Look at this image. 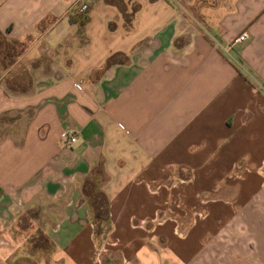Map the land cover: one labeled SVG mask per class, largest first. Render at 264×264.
Returning <instances> with one entry per match:
<instances>
[{"label": "crops", "instance_id": "1", "mask_svg": "<svg viewBox=\"0 0 264 264\" xmlns=\"http://www.w3.org/2000/svg\"><path fill=\"white\" fill-rule=\"evenodd\" d=\"M0 40V264H264V0H0Z\"/></svg>", "mask_w": 264, "mask_h": 264}, {"label": "built area", "instance_id": "2", "mask_svg": "<svg viewBox=\"0 0 264 264\" xmlns=\"http://www.w3.org/2000/svg\"><path fill=\"white\" fill-rule=\"evenodd\" d=\"M86 7H87L86 3L81 2V3H79L77 10L79 13H83L86 11ZM245 38H246V33L244 31H241L235 37H233L228 44L222 46L221 48L223 49V51L227 52L231 43L241 41ZM64 135H65V138H67L70 142L74 141V139H75L73 136L69 135L68 133H65Z\"/></svg>", "mask_w": 264, "mask_h": 264}, {"label": "trees", "instance_id": "3", "mask_svg": "<svg viewBox=\"0 0 264 264\" xmlns=\"http://www.w3.org/2000/svg\"><path fill=\"white\" fill-rule=\"evenodd\" d=\"M67 18L69 21L84 22V20L86 19V15L84 14V12L78 14L77 16H75L73 14H69Z\"/></svg>", "mask_w": 264, "mask_h": 264}, {"label": "rangeland", "instance_id": "4", "mask_svg": "<svg viewBox=\"0 0 264 264\" xmlns=\"http://www.w3.org/2000/svg\"><path fill=\"white\" fill-rule=\"evenodd\" d=\"M0 41H2V40H0ZM5 47H6V46H1V48H0V49H1V50H0V57H3V56H2V50L6 49Z\"/></svg>", "mask_w": 264, "mask_h": 264}]
</instances>
